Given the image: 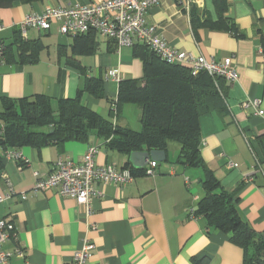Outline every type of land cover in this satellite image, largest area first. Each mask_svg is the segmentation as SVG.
Listing matches in <instances>:
<instances>
[{
    "label": "crops",
    "instance_id": "crops-1",
    "mask_svg": "<svg viewBox=\"0 0 264 264\" xmlns=\"http://www.w3.org/2000/svg\"><path fill=\"white\" fill-rule=\"evenodd\" d=\"M98 1L106 0H14L9 6L0 5V42L12 43L24 18L48 6ZM147 22L179 50L208 60L232 59L238 78L225 80L226 113L201 117V156L233 194L242 219L264 232V115L257 114L264 111V0H161L149 10ZM233 23L238 35L226 28ZM74 37L60 34L58 23L49 30H27L25 38L41 40L45 48L36 63L0 64V109L2 98L36 94L49 95L56 107L59 99L77 97L87 78L100 77L105 97L95 99L85 93L83 101L102 116L115 119L111 100L118 95L119 82L109 74L118 71L121 79L143 82V60L134 47L119 49L98 33L96 51L77 54ZM73 60L83 69L71 65ZM256 100L258 107L253 105ZM135 106L127 108L135 111L138 124L125 113L126 104L118 124L142 128L141 109ZM93 145L99 149L98 165L133 167L130 154L109 148L98 136L87 142L20 148L29 161L24 168L7 160L0 194L16 192L13 199L0 204V216L14 223L16 233L4 244L12 253L7 264H72L85 240L95 245L88 264H194V259L205 257L212 264H244L242 248L206 217L194 215L205 194V174L201 168L174 163L180 149L177 143L171 144L166 161L158 162L154 176L138 173L123 186L101 185L104 195L92 200L90 212L55 189L33 191L35 172L50 174L60 156L80 162ZM18 247L23 256L15 252Z\"/></svg>",
    "mask_w": 264,
    "mask_h": 264
},
{
    "label": "trees",
    "instance_id": "trees-1",
    "mask_svg": "<svg viewBox=\"0 0 264 264\" xmlns=\"http://www.w3.org/2000/svg\"><path fill=\"white\" fill-rule=\"evenodd\" d=\"M13 1L0 0V5L9 6ZM226 28L238 35L235 23ZM95 34L91 31L75 35V53H94L97 49ZM133 47L135 54L143 60V82L134 79L119 81L118 95L111 100L112 113L114 107L117 110L116 114L113 113L115 119L102 116L83 101L85 93L95 99L105 97L104 80L100 77L87 78L77 97L59 99L56 107L53 99L45 94L2 98L0 180L7 164L5 154L25 146L42 148L63 145L70 140L87 142L98 136L105 139L109 148L120 153L159 149L168 154L171 144L177 143L180 149L174 163L201 168L205 174V194L194 215L206 217L211 226L227 234L233 244L242 248L244 264H264V232L255 230L242 219L233 194L225 190L201 156V117L214 112L226 113V79L206 72L194 76L189 66L169 63L147 45ZM44 48L41 40H28L19 29L12 43L0 42V64L17 60L36 63ZM70 64L82 68L78 61H70ZM125 104L140 107V130L118 124L117 117ZM21 165L23 168L27 166ZM125 168L131 169L135 175L145 174L144 169H134L129 164ZM194 264L212 262L205 257L194 259Z\"/></svg>",
    "mask_w": 264,
    "mask_h": 264
},
{
    "label": "built area",
    "instance_id": "built-area-1",
    "mask_svg": "<svg viewBox=\"0 0 264 264\" xmlns=\"http://www.w3.org/2000/svg\"><path fill=\"white\" fill-rule=\"evenodd\" d=\"M160 2L161 0H106L69 7L48 6L42 13L27 15L19 27L24 37L31 28L49 30L54 23L59 24V32L62 35L75 36L94 31L114 41L119 49L136 44L147 45L163 60L189 66L194 76L206 72L213 77H224L229 82L235 81L238 75L230 57L222 61L208 60L203 55L179 50L162 37L155 27L148 24L149 10ZM109 78L117 82L121 80L118 71H112ZM253 105L258 107L259 101H253ZM116 111L114 107L113 113L116 114ZM257 114L263 116L264 111L257 110ZM98 152L96 146L89 147L80 162L69 156H60L50 174L42 176L35 172L33 191L55 189L63 197L76 199L90 212L92 200L104 195L101 185L123 186L134 181L136 177L129 168L98 165ZM5 159L16 162L20 168H23L21 163L29 164L20 150L8 151ZM157 167V161H150L144 168L145 175L154 176ZM15 194L13 189L0 194V204L13 199ZM21 196L22 199L27 198L25 193ZM15 236L14 223L0 216V263L7 264L10 261L12 253L5 250L4 244ZM94 249V243L85 240L84 245L75 251L72 264H88ZM15 252L22 256L24 254L20 247Z\"/></svg>",
    "mask_w": 264,
    "mask_h": 264
},
{
    "label": "water",
    "instance_id": "water-1",
    "mask_svg": "<svg viewBox=\"0 0 264 264\" xmlns=\"http://www.w3.org/2000/svg\"><path fill=\"white\" fill-rule=\"evenodd\" d=\"M166 159V151L159 149L150 151H133L129 156V161L136 169H144L150 161L164 162Z\"/></svg>",
    "mask_w": 264,
    "mask_h": 264
},
{
    "label": "rangeland",
    "instance_id": "rangeland-1",
    "mask_svg": "<svg viewBox=\"0 0 264 264\" xmlns=\"http://www.w3.org/2000/svg\"><path fill=\"white\" fill-rule=\"evenodd\" d=\"M127 105L126 104V107H125V113H127L130 117V120L131 122H133L134 124H138V117H137V114H135V111H133V109L131 110L130 108H127ZM131 105V104H129ZM133 105V104H132ZM136 104H134L135 106ZM129 107H132V106H129ZM135 107H138L137 105Z\"/></svg>",
    "mask_w": 264,
    "mask_h": 264
}]
</instances>
